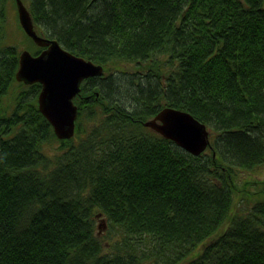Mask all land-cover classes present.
<instances>
[{
    "label": "trees",
    "instance_id": "16d2710c",
    "mask_svg": "<svg viewBox=\"0 0 264 264\" xmlns=\"http://www.w3.org/2000/svg\"><path fill=\"white\" fill-rule=\"evenodd\" d=\"M25 1L39 36L103 74L48 152L0 0V264H264V182L234 204L237 172L264 164V0ZM164 107L210 147L194 157L143 127Z\"/></svg>",
    "mask_w": 264,
    "mask_h": 264
},
{
    "label": "water",
    "instance_id": "95a60500",
    "mask_svg": "<svg viewBox=\"0 0 264 264\" xmlns=\"http://www.w3.org/2000/svg\"><path fill=\"white\" fill-rule=\"evenodd\" d=\"M14 2L20 28L40 49L36 54L28 50L18 53L15 80L26 85H40L38 111L53 127L59 139H68L74 132L77 107L73 100L79 94L80 84L86 79L101 76L103 67L73 55L55 40L39 36L26 5L22 0ZM142 125L194 156L210 144V131L206 125L186 111L164 107Z\"/></svg>",
    "mask_w": 264,
    "mask_h": 264
},
{
    "label": "rangeland",
    "instance_id": "374dc122",
    "mask_svg": "<svg viewBox=\"0 0 264 264\" xmlns=\"http://www.w3.org/2000/svg\"><path fill=\"white\" fill-rule=\"evenodd\" d=\"M5 3H6L4 7L5 41H7L10 44H14L17 47L18 52H21L22 50H28L29 52H31L30 50L33 49L34 47L29 46V43L27 42V39L25 38L24 33L17 22L14 0L13 3L11 0H7V2ZM23 3L26 5L25 0L23 1ZM13 86H17V85L14 84ZM9 98H12L11 92ZM239 176L240 177L237 182L239 192H237V194L235 195L234 204L236 205V208H240V207L247 208V204H245L247 203L246 201L247 196H249L250 192H253L256 189L255 188L256 182H262L264 180V164L258 167V169L253 172L250 173L240 172Z\"/></svg>",
    "mask_w": 264,
    "mask_h": 264
},
{
    "label": "bare ground",
    "instance_id": "6f19581e",
    "mask_svg": "<svg viewBox=\"0 0 264 264\" xmlns=\"http://www.w3.org/2000/svg\"><path fill=\"white\" fill-rule=\"evenodd\" d=\"M52 40H54V39H52ZM56 41V40H55ZM85 81V80H84ZM83 81V82H84ZM83 82L80 84V87H79V94L81 93V91H82V84H83ZM20 83H22V82H20ZM24 84V83H23ZM35 84H38V83H35ZM26 85V84H25ZM32 85V84H31ZM39 85V84H38ZM40 86V85H39ZM41 88V87H40ZM40 91V90H39ZM39 93V92H38ZM78 94V95H79ZM38 95V94H37ZM77 95V96H78ZM76 96V97H77ZM75 97V98H76ZM74 98V99H75ZM36 102H37V97H36ZM73 102H74V100H73ZM75 105V104H74ZM37 109H38V107H37ZM40 113V112H39ZM41 114V113H40ZM41 116L45 119V121L48 123V121L46 120V118L41 114ZM78 117V116H77ZM77 117H76V120H77ZM49 124V123H48ZM50 125V124H49ZM75 126H76V122H75ZM74 126V128H73V135H72V137H70V138H68V139H63V140H61V139H59L56 135H55V132H54V129H53V127L50 125V128H51V132H52V134H53V136H54V139H52L51 140V142H50V144H47V147L49 148V151L51 150L50 148H51V146H53V145H55L56 143H57V140H59V141H65V140H70V139H72L73 137H74V135H75V132H76V127ZM15 127H17V126H15ZM57 139V140H56ZM175 144V143H174ZM175 146H177V145H175ZM178 148H180L179 146H177ZM210 147V144H209V146L203 151V152H205L208 148ZM181 150H183L184 152H186V153H188L185 149H182V148H180ZM203 152H201L199 155H196V156H194V155H192V154H190V153H188V154H190L191 156H194V157H197V156H200ZM94 159H91L90 161H93ZM258 168H256L255 170H257ZM254 170V171H255ZM239 174H240V172L238 173L237 172V175L235 176V180H236V182H238V179H239ZM96 181V180H95ZM93 179L92 180H90L89 178H86V180H85V182H86V184L89 186V185H91L92 183H94L95 182ZM262 182H264V180L262 181ZM262 182H259V183H262ZM93 220H94V222L97 224L96 225V230H97V235H100V234H105V235H111V234H113V230L112 229H109V224H107V220L105 219V217H103L102 216V214L101 213H97L94 217H93ZM99 226V227H98ZM111 226V225H110ZM105 245V244H104ZM107 247V246H106Z\"/></svg>",
    "mask_w": 264,
    "mask_h": 264
},
{
    "label": "clouds",
    "instance_id": "9594fccd",
    "mask_svg": "<svg viewBox=\"0 0 264 264\" xmlns=\"http://www.w3.org/2000/svg\"><path fill=\"white\" fill-rule=\"evenodd\" d=\"M16 18H17V17H16ZM24 35H25V34H24ZM25 36H26V35H25ZM29 39H30V38H29ZM36 47H37V46H36ZM39 51H40V49H39ZM39 51H38V52H39ZM38 52H36V53H38ZM30 53H31V52H30ZM36 53H35V54H36Z\"/></svg>",
    "mask_w": 264,
    "mask_h": 264
}]
</instances>
